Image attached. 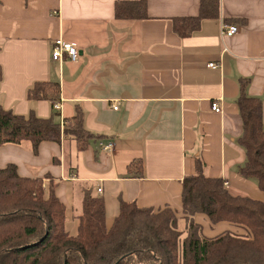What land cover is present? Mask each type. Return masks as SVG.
Returning <instances> with one entry per match:
<instances>
[{
	"label": "crops",
	"instance_id": "crops-1",
	"mask_svg": "<svg viewBox=\"0 0 264 264\" xmlns=\"http://www.w3.org/2000/svg\"><path fill=\"white\" fill-rule=\"evenodd\" d=\"M116 1L0 0V105L49 117L52 102L30 100L27 92L37 81H56L60 120L81 106L86 128L102 136L86 150L67 138L43 142L38 152L30 141L7 143L0 146V167L13 163L21 175L44 177L47 194L66 204L67 217L77 183V196L89 184L105 198L108 220L119 214L121 200H137L173 209L183 236V180L195 173L196 156L233 194L264 200L257 182L239 173L246 152L238 141L242 83L248 95L262 98L264 122V0H220L219 16L186 38L174 30L173 17L198 15L201 0H148L149 16L141 19L117 18ZM225 24L240 30L222 35ZM58 38L77 45L78 60L53 59ZM215 101L222 112L212 109ZM100 141L115 147L103 150ZM135 159L143 160L142 177L129 176ZM196 220L207 236L223 229L248 234L202 213Z\"/></svg>",
	"mask_w": 264,
	"mask_h": 264
},
{
	"label": "trees",
	"instance_id": "trees-1",
	"mask_svg": "<svg viewBox=\"0 0 264 264\" xmlns=\"http://www.w3.org/2000/svg\"><path fill=\"white\" fill-rule=\"evenodd\" d=\"M219 13L220 0H201L199 14L173 17V28L186 38L204 19ZM115 16L147 18L148 0H118ZM3 75L0 65V86ZM60 94V83L46 80L35 82L27 97L49 100L54 109ZM238 105L243 121L238 141L246 152L239 173L255 180L264 193L263 100L248 95L244 82ZM59 117L57 110L41 117L0 105V146L30 141L38 152L43 142L60 144L67 138L86 150L92 140L102 138L86 128L81 106L71 117ZM195 168L183 180L181 199L187 211L183 236L173 209L155 210L137 200H121L119 214L109 224L105 198L89 184L72 234L67 206L54 192L47 194L44 177L21 175L13 163L0 167V264H264V200L230 192L223 178L207 173L200 156L195 157ZM128 172L131 177L144 176L143 160H133ZM201 213L214 223L243 227L250 235L226 230L207 236L196 220Z\"/></svg>",
	"mask_w": 264,
	"mask_h": 264
},
{
	"label": "built area",
	"instance_id": "built-area-1",
	"mask_svg": "<svg viewBox=\"0 0 264 264\" xmlns=\"http://www.w3.org/2000/svg\"><path fill=\"white\" fill-rule=\"evenodd\" d=\"M240 30V27L236 24H225L222 26V35L226 36H233ZM65 55L72 60L76 61L80 57L79 48L76 44L64 41L62 38H58L54 40L53 43V52L52 57L54 60L63 61L65 59ZM211 67H217V63H210ZM62 105V100H58L54 103V109L60 111ZM115 109H118V106H113ZM212 109L215 112H222V107L220 106L219 102H214L212 104ZM99 147L103 150H112L115 147L114 142L104 143L102 141L99 142ZM98 191H102L101 188Z\"/></svg>",
	"mask_w": 264,
	"mask_h": 264
},
{
	"label": "rangeland",
	"instance_id": "rangeland-1",
	"mask_svg": "<svg viewBox=\"0 0 264 264\" xmlns=\"http://www.w3.org/2000/svg\"><path fill=\"white\" fill-rule=\"evenodd\" d=\"M59 119H60V117H59ZM68 169H69V166H68ZM79 184L77 183V186H76V188H75V194H76V196H75V200H76V203H75V210H73L72 211V213L69 215V217L67 218V220H68V229H69V231L72 233V234H75L76 233V216H77V214H79L80 212H81V210H82V198H83V196L82 195H80V196H77L78 195V188H79V186H78ZM76 211V212H75ZM108 222H109V224H111L112 223V220L111 219H109L108 220ZM182 226H183V223H182V221H179V227L180 228H182ZM223 230H225V229H223ZM223 230H221V231H223ZM221 231H219V232H221ZM205 234H208V235H210L209 233H207L208 231H203ZM218 232V233H219ZM218 233H216V234H218ZM216 234H213V235H216ZM248 235H250V233H248ZM212 236V235H211Z\"/></svg>",
	"mask_w": 264,
	"mask_h": 264
}]
</instances>
